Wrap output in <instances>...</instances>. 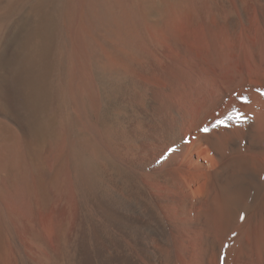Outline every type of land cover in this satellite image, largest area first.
Instances as JSON below:
<instances>
[{
    "label": "bare ground",
    "instance_id": "1",
    "mask_svg": "<svg viewBox=\"0 0 264 264\" xmlns=\"http://www.w3.org/2000/svg\"><path fill=\"white\" fill-rule=\"evenodd\" d=\"M245 1L225 0L218 5L212 0L210 9L216 25L208 24L209 21L200 14V20H197L202 29L197 33H183L175 25L170 29L162 26L152 33L153 36L147 33L154 42L168 43L166 51L170 53L155 50L156 55H153L157 56L154 58L158 62L150 56L147 63H143L128 52L117 54L113 51V55L111 50L110 53L105 51L110 58L117 54L116 60L106 58L112 64L119 62L127 77L120 94L115 91L108 94L110 128L98 134L96 126L90 124L92 143L90 146L77 144L79 155L76 159L82 157L85 165L76 169L77 172L73 171L76 172V178L72 176L76 181L74 199L65 198L75 202L63 201L62 195L59 203L56 202L59 199L54 200L57 196L52 198L51 189L56 190L54 186L60 179L58 177L55 182V178L60 170L52 173L54 178L45 179L43 173L44 180L39 172H35L41 181L37 178V185L30 181V186L39 188L40 195L37 192L36 195L41 197V203H35L34 207L42 204L43 207H38L43 210L42 213L39 211L42 217L30 214L29 209L27 216L21 212L25 219L22 223L21 217L19 222L25 224V233L21 232L22 227L17 228L19 222H16L21 202H17L16 208L12 209L14 215H9L10 219L14 216L13 224H9L14 225L13 232L9 230L6 234H12V237L8 236L11 239L0 235V264H264V0H261L262 4L253 1L252 18ZM144 45H139L140 49ZM153 45L154 48L160 46ZM117 50L115 48L116 52L121 51ZM78 52L81 54L82 51ZM6 53L7 49H0V57ZM81 57L79 59L86 58ZM74 59L78 61V58ZM86 61H78L77 67H82ZM86 65L81 68V79H85L89 71L85 72ZM78 68L73 69L75 74L79 72ZM8 77L0 76V113L11 116L18 110L19 100ZM88 77V81L82 79L86 84L80 80V85L78 81L76 86L73 84L78 77L74 78L76 80L70 77L75 81L70 87L80 91L88 88L81 87L90 85ZM24 86L32 87L29 78ZM70 87L67 90H72L73 94ZM92 89L87 91L92 97L88 96V102L90 99L97 101L98 94ZM46 91L45 94L42 92V102ZM241 96H246L248 102H241ZM80 97L78 102H81ZM31 103L25 98L22 108L35 115L36 123L41 127L44 107ZM232 108L242 112L246 120L213 127L215 121L222 119ZM205 127L208 131L203 130ZM115 139L121 142L116 143ZM6 146L4 149H8ZM99 149H104V160L108 152L113 159L98 163ZM2 159L0 155V162ZM58 163L63 165V162ZM51 170H46L50 172L46 176L51 175ZM66 177L67 173L64 179ZM65 182H61L62 185ZM29 195L27 197L33 198ZM13 198V202L10 201L16 203ZM4 199L0 197V207L9 212L12 204ZM22 199L25 200L23 196ZM53 201L57 204L53 205Z\"/></svg>",
    "mask_w": 264,
    "mask_h": 264
},
{
    "label": "rangeland",
    "instance_id": "2",
    "mask_svg": "<svg viewBox=\"0 0 264 264\" xmlns=\"http://www.w3.org/2000/svg\"><path fill=\"white\" fill-rule=\"evenodd\" d=\"M202 1L204 0H195V1L194 0H152V1L151 0H0V49H7V53L4 56L0 57V72H1L0 76H5V77L9 76L8 79H10V81L13 83L15 91H17L16 92L17 100H19L18 101L19 108L15 112L16 114L13 113L11 116H7L4 112H1L2 114L0 113V155L2 156V158H4L0 162V164H3L2 166L0 165L1 166L0 169L3 170V171L0 170V197L4 199L3 197H5L4 195H6L7 198L4 199L6 200V202H11L14 196L16 198V199L13 198L16 203H12L13 201L11 202L13 206L10 205L9 212L5 211L3 206L0 207L1 209L0 216L2 215L1 216L2 218L0 217L1 219L0 221L3 224L6 223L5 225H8V226L13 224L12 219L14 216L11 217L12 219H10L9 215H14L13 212L15 210H12V209L16 208V205L18 204L17 202H21V203L25 202L23 203L24 205L19 203L20 207L17 206L19 207V210L17 209L19 212H16V213H20V214H17L19 215L17 216L19 220L16 218L17 223L20 221L21 217H22L21 221H23L22 223H24L25 218H23V215H24L23 213H25V216L29 215L27 209H29L30 214L35 213L34 216L39 217L41 215L40 217H42L41 213L43 212V210H41L42 208H38V207H41L42 204L41 206L40 204L39 205L37 204L38 206L34 207L36 205L35 203H41V199H40L41 197L38 198L39 197L38 195H40L38 193H40V191H39V188L38 190H36L35 188L37 187L35 186L32 188V184L37 185L38 181L44 180L43 178L44 175L46 179V178L52 177L53 176L52 173L55 174V171L57 172L58 170H60V172L58 171L56 175L57 178H55L56 179L55 182L57 181L58 177L60 179L56 183L59 189L57 188V186H54L56 187V190L58 189L57 190L58 192L55 190V188L54 190L51 189V194L54 195L52 198L57 196L56 198H54V200L59 199L56 202L59 203V201H62L63 199L67 197H69L70 199L72 196L75 197L74 194H75L76 188L74 189L73 187L76 186V181L73 180L74 178L72 176L76 178L77 170H79L80 167H83L85 165L83 163L84 161L82 157L79 158L81 162L79 159H76L77 155H79L78 151L76 150L77 144L82 143L87 146H90L89 144L92 143L93 133H90V131H93V130L91 129V127H89L90 124H91L90 126L92 125L93 127L96 126L95 127L96 130L99 131V133L97 132L98 134H100V132L105 133L106 130L110 128V122H108L109 119H107V113H108L109 107L106 103L109 97L108 94L112 91H115L116 94H120L122 92V86L124 85V81L126 80V77H127L126 76L127 73L121 67L122 65L121 64L119 65V62L113 61L117 63L112 64L111 62L107 60L108 58L106 57L110 58L111 55L107 54L105 51L110 53V50H111L113 55L115 53L120 54V53L128 52L131 55H133V57L136 56V58H139L140 60L142 59V62L144 61L146 63H147L146 60H148V58L150 57L151 59L153 57L152 60L156 61L157 59L155 58H157V56H155L156 55L154 53L156 52L155 50L158 49L157 52H163L164 50L166 51L167 49H169L167 47L168 43H165V41L164 42L162 41L154 42L152 41L153 40L152 38H149L150 36H146L147 33L148 35H152V33L155 34L160 27L162 28V26L163 28L170 29L174 25L177 26V28L183 33H185L186 31H187L186 33L200 32V30L202 29L199 23L200 14H203L205 16V20L209 21L207 22L208 24L211 23L210 25L212 26L216 25V20H215L216 18L213 14V10H211L212 7H210V5L213 3L212 0H205L204 3ZM224 1L225 0H215V2H217L218 5L223 4ZM244 1L245 0H243V3ZM253 1L254 0L245 1V3H247L246 5L248 6V7L246 6V10L248 14L252 12L251 15L249 14L250 18L254 16V12H255ZM258 1L261 4L264 2L263 0H262L263 2L261 0H258ZM194 8H196V10ZM199 10L201 13H199ZM143 26H145L144 29H143ZM145 30L148 32H145ZM130 34L133 35V37H131ZM79 35L81 37H79ZM141 38L144 40H142ZM124 42L126 43L124 44ZM158 43H161V44H158ZM143 44H146V45H144L140 49L139 45L142 46ZM153 44L157 46L160 45V46H158L157 48L155 46L154 48ZM99 45L103 48H100ZM108 45H110V47ZM137 47H139V49ZM115 48L121 51L116 52ZM149 48L150 50L147 51ZM159 48H160V51H159ZM79 50L82 51L81 54H78ZM104 52L106 54H103ZM149 52H150V55H149ZM167 53H170V52H167ZM81 55H83V57H86V58L79 59V58H82ZM115 56H112L114 58L112 57L111 58L113 60H116ZM74 58H78L77 59L78 61L80 60L82 61L87 60V61L86 63L83 62V66L78 68L77 64L79 62L77 61L78 62L77 63ZM112 59L110 61H112ZM72 62L76 64L74 65ZM84 63L87 64L85 72L87 69L89 71L88 73H86V78L85 79L82 78V79H84L85 81H88L86 79L89 76L88 79L90 81L87 83H89L90 85H85V86L81 85V87L88 86V88L81 89L80 91V89H76V88L74 89L71 87L75 85L76 83H78V81H79L78 85H80L81 81L82 83L86 84L80 78V77H83V74H81L82 73L81 68L84 69L85 67ZM72 65H74L73 66L74 68L72 67ZM109 65H111V67ZM75 68H78L77 70L80 72V74H78L79 72L77 70L76 71L78 73L76 74H78L79 76H77L74 73L75 71H73V69ZM122 75L124 77H122ZM68 76L72 77V79H74L75 77L76 78L78 77L77 82L71 80L70 77ZM73 76L75 77L73 78ZM27 78H29L30 84L32 85V87H30V89L32 90L27 89L24 86L25 80ZM72 82H75V83L72 85ZM92 86L95 89H92L93 88ZM67 87H70L71 89H73L74 93L73 92L72 93L74 95L71 94L72 90L70 91L67 90L68 89ZM90 88L94 90V92H97L98 102L97 101L94 102L93 99H90L89 101L90 103L87 101L89 99L88 96L92 98L91 94L89 95L87 92L88 90H90ZM16 89H18L19 91ZM46 89H47L46 91L47 100L45 98L44 99L45 101L42 102V92L45 94ZM76 90H79V91L75 92ZM82 91L87 92V94L85 93V95L83 96ZM22 95L23 97H21ZM81 95L82 97H80ZM33 96H35L36 99L33 98ZM73 96H75V98ZM85 96L87 97V99ZM78 97L81 98V102H78L79 100ZM25 98H28V100L30 99V102H32L31 104H34L36 102L34 105L41 104L39 105V107L40 106L42 108L44 107V113L42 114L40 118L41 125L43 124L41 127H39V125L36 123L37 117L22 108V106L25 104ZM21 99L23 100V102ZM72 99L73 100L76 99V101H72ZM73 102H76V103L78 102L77 104L79 105L77 104L75 105V103L73 104ZM82 102L84 103L83 105L81 104ZM91 103H92V106H91ZM26 104H29V103L26 102ZM97 106L99 107L97 108ZM80 110L81 111L83 110V113ZM105 112L106 114H104ZM83 114L85 115L83 116ZM12 117L14 118L12 119ZM15 117L17 119L19 117L18 119L19 121L16 120ZM20 126H22V128ZM95 128L93 129L95 130ZM66 129L68 132L66 131ZM87 130H89L88 131L89 133L87 132ZM62 138H65L66 140ZM100 138L101 140L103 139L102 135ZM68 140L70 142H68ZM76 141H80V142H76ZM87 141H88V144L86 143ZM113 141H116V143L121 142V141L118 142L117 139ZM60 143L62 144V148H61ZM9 145L12 147V149L11 147L9 149ZM5 146L8 149H4ZM64 147L67 149H65ZM100 148L102 149L103 146H101ZM68 149L71 152H69ZM3 150L4 151L6 150V151L3 152ZM61 150L63 153L61 152L58 154V152ZM9 151L10 152L12 151V152L9 153ZM102 151H104V149L99 152L100 154H98V159H97L98 163L102 162L100 164H103L104 161H106V159L108 160L113 159V157L111 156L112 154L108 152V154L107 153L105 154L106 159L104 160L103 159L104 153ZM109 154H110V157L107 156ZM100 155L103 157L100 158L99 157ZM8 157L9 159H7ZM58 162H63V165L61 163L59 164ZM56 165L58 167H61V166L62 167L58 168ZM22 167L24 169H22ZM50 169H52L51 171L53 172H51L50 176L49 174H47L46 176V173H50V172H46V170L50 171ZM65 170L69 171V173ZM73 171H76V172H73ZM23 172L27 176L23 175ZM35 172L36 173L39 172L38 175L42 177V179ZM40 172L42 173V175L40 174ZM66 173H67L66 179H68L67 181L66 179H64ZM73 173L75 175H73ZM28 174H30L31 176L33 175L35 180L33 179V176L31 177ZM37 178H39V180ZM28 179H31V180H28ZM30 181L31 183L32 181H34L31 184V186H30ZM60 181L62 183H64L65 181L66 182L65 184L62 185ZM35 182L37 183L35 184ZM26 186L30 187V189L28 187L26 188ZM62 186H64V188ZM24 189L33 191L35 195L31 193L30 191H26L30 195H33L32 196L33 198H31L29 194L28 195L30 197H27L28 195L25 194L26 192ZM66 190H68L67 193H66ZM8 191L12 193L13 196ZM53 191H56V192H53ZM36 192L38 195H36ZM71 192L73 195L71 194ZM17 194L21 196L19 197ZM8 196L9 197L12 196V197L8 199ZM22 196L26 201L25 200L23 201ZM25 196L29 200L25 198ZM60 196L62 200L60 199ZM70 199H68L70 203H73L71 201L75 202V200H70ZM72 199L74 198L72 197ZM31 201H34V202H31ZM54 202L55 201H53L52 204ZM54 204H57V203H54ZM71 206L73 205L71 204ZM30 209H33V210L31 211ZM10 211L12 212L11 214H9ZM1 212L4 214H1ZM21 212H23L22 213L23 215L21 214ZM2 223H0V232H1L0 235L4 236L7 233H10L9 230H11V233L13 232L12 229L14 225H12V227L10 226L11 227L10 228L5 225H2ZM21 224L19 222V224L17 225V228L18 226L19 228L22 227L20 228V231L24 232L23 227L25 226V224H22L23 226ZM1 227H4V229L2 230ZM4 231H7V232L4 233ZM9 235L10 234H8V236ZM8 236L7 238L11 239L12 236L11 237H8Z\"/></svg>",
    "mask_w": 264,
    "mask_h": 264
},
{
    "label": "snow or ice",
    "instance_id": "3",
    "mask_svg": "<svg viewBox=\"0 0 264 264\" xmlns=\"http://www.w3.org/2000/svg\"><path fill=\"white\" fill-rule=\"evenodd\" d=\"M240 101L243 103L248 102V98L246 96L239 97ZM246 120L245 115L240 112L236 108H232L231 111H229L222 119H217L215 123L213 124V127L220 126V125H227L229 121H233L237 124L243 123ZM204 131H208L207 127L203 129ZM243 215H241V219H243ZM235 235V233H233Z\"/></svg>",
    "mask_w": 264,
    "mask_h": 264
}]
</instances>
